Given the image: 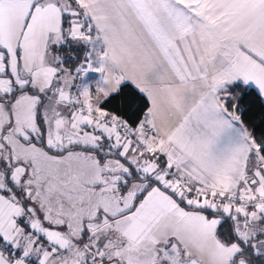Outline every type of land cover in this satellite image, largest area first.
<instances>
[{"label": "snow or ice", "instance_id": "1", "mask_svg": "<svg viewBox=\"0 0 264 264\" xmlns=\"http://www.w3.org/2000/svg\"><path fill=\"white\" fill-rule=\"evenodd\" d=\"M0 264H264V0H0Z\"/></svg>", "mask_w": 264, "mask_h": 264}]
</instances>
